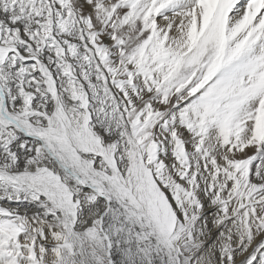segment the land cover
Masks as SVG:
<instances>
[{
    "label": "snow or ice",
    "instance_id": "1",
    "mask_svg": "<svg viewBox=\"0 0 264 264\" xmlns=\"http://www.w3.org/2000/svg\"><path fill=\"white\" fill-rule=\"evenodd\" d=\"M0 264H264V0H0Z\"/></svg>",
    "mask_w": 264,
    "mask_h": 264
}]
</instances>
